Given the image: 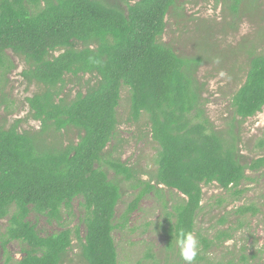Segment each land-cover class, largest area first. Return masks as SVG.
Masks as SVG:
<instances>
[{
    "label": "trees",
    "instance_id": "1",
    "mask_svg": "<svg viewBox=\"0 0 264 264\" xmlns=\"http://www.w3.org/2000/svg\"><path fill=\"white\" fill-rule=\"evenodd\" d=\"M242 1L232 0L231 9ZM175 4L137 0L123 8L106 0H0V68L6 77L15 67L10 50L25 61L22 79L40 87L25 99L30 116L41 122L39 129L20 130L21 119L9 126L0 122V220L8 217L0 250L6 252L12 240L20 242L23 253L16 264H64L74 240L84 264H120L113 231L125 229L140 201L150 192L160 195L161 185L183 194L167 211L166 230V249L182 255L177 236L195 234L202 185L216 183L241 194L245 189L239 186L250 179L246 170L264 168V153L241 161L234 131L264 107V55L250 54L245 81L231 97L233 122L217 129L203 110L204 87L195 77L203 58L181 57L161 41ZM66 75H88L85 91L69 99ZM123 86L129 90L131 119L147 116L157 144L154 172L137 176L138 169L120 158L103 157L118 125ZM67 128L77 130V141L45 142L48 131ZM263 144L260 140L259 147ZM104 166L140 188L118 216L120 182L110 179ZM76 198L83 235L78 226L42 234L28 219L33 212L61 224L62 211L70 214ZM249 211L257 208L243 204L232 212ZM202 242L208 246L205 238ZM10 261L7 254L3 264Z\"/></svg>",
    "mask_w": 264,
    "mask_h": 264
},
{
    "label": "rangeland",
    "instance_id": "2",
    "mask_svg": "<svg viewBox=\"0 0 264 264\" xmlns=\"http://www.w3.org/2000/svg\"><path fill=\"white\" fill-rule=\"evenodd\" d=\"M106 1L119 3L125 8L126 3L137 0ZM251 1L243 0L234 11L231 9L232 0H176L175 6L166 15V28L161 41L170 45L181 57L203 58L195 77L204 87L203 110L220 130L228 129L233 122L231 97L245 81L250 54L264 55V0ZM7 54L15 67L6 77L0 68V122L9 126L21 119L20 130L39 129L41 122L30 116L25 99L38 92L40 87L37 84L29 85L22 79L20 73L26 65L25 61L10 50ZM65 78L67 85L64 94L72 99L78 91H85V81L89 76L76 78L66 75ZM117 118L115 135L103 157L120 158L122 162L138 169L137 176L144 171L154 172L157 144L150 137V126L145 114L137 121L131 119L129 90L125 86L122 87L117 107ZM54 131L46 133L45 142L66 145L78 139V132L74 128ZM234 131L239 135L241 161L249 162L262 155L264 144L260 148L259 142L263 140L264 143V107L234 128ZM104 169L110 179L120 182L122 198L116 207L118 216L140 188L132 187L134 180L115 176L108 166H104ZM246 174L250 179L244 180L239 186L245 189L241 194L234 195L231 193L233 190H225L216 183L202 185V208L196 215L195 234L191 238L196 242L195 256H203V259L196 262L195 259H198L194 257L191 264H264V168L258 171L247 169ZM141 177L148 178L147 175ZM161 187L160 195L150 192L140 201L125 229L113 231L120 264H189L184 255L193 250L191 246H188L187 251L184 250V255L166 249L167 211L183 194ZM80 202V198L74 199L70 214L62 211L64 219L61 224L33 212L28 219L37 225L42 234L56 232L65 226H78L83 235L85 226L81 221L83 210ZM243 204L253 205L257 211L232 212ZM7 223L8 217L0 220V233L5 231ZM221 231L230 233V237H217ZM203 238L208 243L207 247L203 246ZM22 253V244L12 240L7 244L6 252L0 250V263L3 264L9 254L11 261L8 264H16ZM78 253L74 240L64 264H84ZM147 253L152 256H147Z\"/></svg>",
    "mask_w": 264,
    "mask_h": 264
},
{
    "label": "clouds",
    "instance_id": "3",
    "mask_svg": "<svg viewBox=\"0 0 264 264\" xmlns=\"http://www.w3.org/2000/svg\"><path fill=\"white\" fill-rule=\"evenodd\" d=\"M177 245L181 248V252L182 255H184V250L186 248V246H191V248L193 249L192 251H188L186 255H184V259L186 261L191 262L192 259L195 256V246H196V242L194 239H192L190 236H188L185 233H178L177 236Z\"/></svg>",
    "mask_w": 264,
    "mask_h": 264
}]
</instances>
